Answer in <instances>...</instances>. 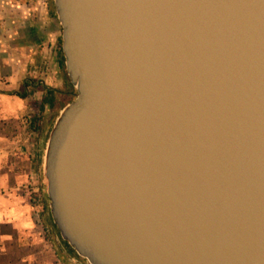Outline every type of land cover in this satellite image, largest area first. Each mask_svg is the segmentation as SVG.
I'll use <instances>...</instances> for the list:
<instances>
[{
	"label": "water",
	"instance_id": "95a60500",
	"mask_svg": "<svg viewBox=\"0 0 264 264\" xmlns=\"http://www.w3.org/2000/svg\"><path fill=\"white\" fill-rule=\"evenodd\" d=\"M54 5L61 237L89 264H264V0Z\"/></svg>",
	"mask_w": 264,
	"mask_h": 264
},
{
	"label": "crops",
	"instance_id": "0c3cea01",
	"mask_svg": "<svg viewBox=\"0 0 264 264\" xmlns=\"http://www.w3.org/2000/svg\"><path fill=\"white\" fill-rule=\"evenodd\" d=\"M48 2L0 0V264H61L20 192L42 167L43 136L33 126V103L45 96L41 86L64 84L60 26Z\"/></svg>",
	"mask_w": 264,
	"mask_h": 264
},
{
	"label": "rangeland",
	"instance_id": "374dc122",
	"mask_svg": "<svg viewBox=\"0 0 264 264\" xmlns=\"http://www.w3.org/2000/svg\"><path fill=\"white\" fill-rule=\"evenodd\" d=\"M49 8L52 12V7L55 8L54 0H49L48 2ZM56 11V9H55ZM57 14V13H56ZM60 26V34L62 36V27ZM60 46V39H59ZM47 77H44V81L46 82ZM51 85L56 86V82L52 78H48L47 80ZM64 88V84L62 87ZM53 113L47 111L46 117L42 122L41 129H39V133L43 136V159H41V172L38 176H32L29 182H27L20 190L22 192L25 191L27 195L29 205L32 209V217L36 224V230L41 234L42 237H45L48 243V246L53 249L58 255L59 262L61 264H89L85 259L81 257H72L69 253L68 248L62 242L61 238L56 234L54 228L46 223V218H48L50 210V202L47 195V180L44 174V163H45V155L47 143L52 132V129L55 125V122H51V118ZM57 120V119H56ZM47 207V211L44 212V208ZM44 213V214H43ZM52 216V215H51Z\"/></svg>",
	"mask_w": 264,
	"mask_h": 264
},
{
	"label": "trees",
	"instance_id": "16d2710c",
	"mask_svg": "<svg viewBox=\"0 0 264 264\" xmlns=\"http://www.w3.org/2000/svg\"><path fill=\"white\" fill-rule=\"evenodd\" d=\"M52 15L54 17H57L54 7H52ZM59 54L60 67L64 72V88L56 89L53 87L41 86V89L45 91V96L41 102L33 103L34 109L37 110L36 114H34L33 126L37 131L41 129L42 122L46 117L47 109L49 110V112L53 113V116L50 120L54 123L60 111L75 99L76 89L71 84L65 69V59L62 51V36L60 37ZM59 95H61V98H59ZM22 97H25V95H22ZM45 211H47V207L44 208V212ZM46 223L54 228L56 234L61 238L64 245H66V247L68 248L70 255L72 257H79L76 251L69 245V243L61 237L60 232L54 224L53 218L50 213L48 218H46Z\"/></svg>",
	"mask_w": 264,
	"mask_h": 264
},
{
	"label": "built area",
	"instance_id": "2783aa9c",
	"mask_svg": "<svg viewBox=\"0 0 264 264\" xmlns=\"http://www.w3.org/2000/svg\"><path fill=\"white\" fill-rule=\"evenodd\" d=\"M43 79H44V78H43ZM43 79H42V80H43ZM43 81H44V80H43Z\"/></svg>",
	"mask_w": 264,
	"mask_h": 264
}]
</instances>
